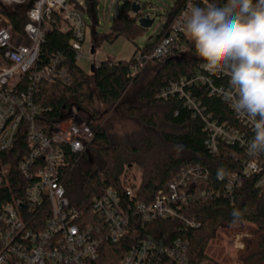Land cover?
Wrapping results in <instances>:
<instances>
[{"label": "trees", "instance_id": "16d2710c", "mask_svg": "<svg viewBox=\"0 0 264 264\" xmlns=\"http://www.w3.org/2000/svg\"><path fill=\"white\" fill-rule=\"evenodd\" d=\"M85 2L87 9L84 13L96 24L100 0ZM185 2L175 0L165 10L163 31L144 48L138 47L129 60L102 61L99 66L94 63L93 69L88 72L79 66L76 53L69 46L72 34L60 30L64 23L60 14H55L53 28L46 31L42 60L47 61L54 54L62 53L64 64L74 80L70 86L59 82L41 83L37 99L46 111L40 121L48 132H52L57 123L68 117L70 108L76 106L80 116L87 120L94 132V138L87 144L82 157L78 158L66 148L69 166L61 173L70 205L80 214L78 223L85 225L96 221L93 199L109 187L121 195L124 205L131 203L124 193L125 187L132 184V176L129 175L131 163L140 169L139 182L137 185L132 184L136 189L137 201L151 203L156 193L159 190L166 191L183 171L189 175L187 190L195 195V199L182 208V219L159 218L142 223L139 216H132L129 231L120 242L101 244L100 258L96 264H118L132 244L147 236L166 244L177 238L187 239L190 264H223L207 255L209 243L219 236L216 235L218 231L231 235L241 230L244 221L254 223L256 227L250 228V238H243L245 248L238 252V257L244 264H264V190L256 186V178L253 176L245 177L243 185L234 188L231 193L224 189L228 173L242 172L245 150L239 145L221 143L218 152L214 153L206 143L209 134L205 129L204 118L235 122L228 103L217 95L209 96V84L198 82L187 89L200 101L201 114L189 107L185 98L177 94L169 99L159 97L170 83L181 78H195L202 61L195 54L191 42L187 40L186 49L181 55L153 59L138 71H133L137 52H150L157 45ZM132 4L133 0L123 2L104 40L114 42L118 37L125 36L135 41L143 33L144 28L138 22L143 12L133 15ZM32 6V0L9 5L0 0V15L10 21L14 32L22 34L27 13ZM18 41L19 38L15 42ZM148 66L152 67L154 75L147 83L138 86L136 101L124 111L128 117L140 122L139 133H135L134 138L126 134H111L104 125L103 113L96 102L115 107L129 86L140 82L142 70ZM220 82L215 79L216 84ZM29 151L25 130L19 131L11 151H0V161L9 168L6 185L0 187V203L24 198L30 180L20 173L18 164ZM92 158L95 165L92 164ZM220 176L222 179H219ZM201 192H206L205 196H201ZM233 209H239L242 213L241 222H233ZM188 220L198 223V227L188 225ZM161 264L173 263L164 258Z\"/></svg>", "mask_w": 264, "mask_h": 264}, {"label": "built area", "instance_id": "2783aa9c", "mask_svg": "<svg viewBox=\"0 0 264 264\" xmlns=\"http://www.w3.org/2000/svg\"><path fill=\"white\" fill-rule=\"evenodd\" d=\"M1 1L9 5L25 0ZM32 1L22 34L12 30L7 18H0V22L5 23L0 26V151L13 149L20 130H25L30 149L18 164L20 173L30 180L24 198L0 203V264H96L101 244L120 242L129 231L132 216H139L142 223L159 218L182 219V208L195 199V195L187 190L189 175L184 171L169 184L166 191L159 190L151 203L135 199L136 189L132 184L137 185V182L133 181L124 189L131 203L124 205L121 195L109 187L93 199L96 221L85 225L78 223L80 214L70 205L61 173L69 166L66 148L78 158L82 157L87 144L94 138V132L76 106L70 108L68 117L57 123L52 132H48L40 121L46 109L37 97L43 81L66 86L73 83V75L64 64V55L57 53L43 61L42 45L46 40V31L53 28L56 22L57 13L64 21L60 30L72 34L69 46L75 51L76 59L86 57L87 21L84 10L87 5L85 0ZM133 3L140 5L138 13L143 12L138 22L144 17L156 19L152 13L143 11L147 7L141 0H133ZM206 3L208 0H186L157 45L150 52H137L133 71H138L150 60L181 55L188 43L181 31V21L194 4L203 6ZM132 13L138 14L133 10ZM16 37L19 38L17 43ZM94 63L100 65V62ZM201 65L195 78H181L170 83L159 97L169 99L177 94L201 114L200 101L187 89L198 82L209 84V96L217 95L226 101L227 78L209 74ZM215 79L221 82L216 84ZM232 112L234 123L204 118L209 134L206 143L212 152H218L221 143L239 145L245 150L242 172L228 173L224 189L231 193L234 188L243 185L245 177L253 176L256 186L264 190V154L248 156L247 142L253 135L252 125L248 119ZM8 171V166L0 161V187L6 185ZM196 176L199 177V174ZM205 193L201 192V196ZM187 224L198 227L193 220H188ZM244 236L245 233L235 235V248L244 246ZM188 247L187 239L177 238L166 244L147 236L132 244L118 264H161L164 258L170 259L173 264H190Z\"/></svg>", "mask_w": 264, "mask_h": 264}, {"label": "clouds", "instance_id": "9594fccd", "mask_svg": "<svg viewBox=\"0 0 264 264\" xmlns=\"http://www.w3.org/2000/svg\"><path fill=\"white\" fill-rule=\"evenodd\" d=\"M181 31L202 68L227 78L228 106L252 125L248 156L264 154V0L194 4L181 21ZM231 215L234 223L242 221L239 209Z\"/></svg>", "mask_w": 264, "mask_h": 264}, {"label": "rangeland", "instance_id": "374dc122", "mask_svg": "<svg viewBox=\"0 0 264 264\" xmlns=\"http://www.w3.org/2000/svg\"><path fill=\"white\" fill-rule=\"evenodd\" d=\"M125 0H100L97 9V23L95 24L88 14H85L87 21V30L85 36V46L88 52L86 57H79L78 64L85 71H90L91 66L95 62L102 61H127L129 60L135 50L144 48L149 42H151L156 36L163 31L164 22L166 20V9L172 6L175 0H141L143 5L147 8H143L146 13H152L153 17H156L153 25L149 28H144L142 34L138 35L135 41H131L125 36L118 37L114 42L104 40L105 34L110 33L113 22V17L116 15ZM0 18L2 16L0 15ZM4 22H0V26L4 25ZM95 49V53H92V49ZM154 75V70L151 66L146 67L142 70V78L138 84L130 85L124 94L123 99L115 107H107L101 104L99 101L96 102L97 107L103 113L102 120L104 125L108 128V131L117 136L130 135L133 136L135 133H139L140 122L135 119L128 117L124 114L127 106L136 101L137 88L141 84L147 83ZM93 157V156H91ZM92 164L94 159L92 158ZM84 165L85 162H83ZM91 164V165H92ZM95 165V164H94ZM93 165V166H94ZM130 176L131 183L133 181L139 182L140 169L137 165L130 164ZM88 166V164H87ZM135 179V180H134ZM256 227L254 223L244 221L241 230L231 234L225 235L218 231V237L212 239L206 250L207 255L211 259H215L223 264H244V262L238 257V252L244 250L245 242L244 239L250 238V228ZM245 233L242 239L244 246L242 248H235V235L234 234Z\"/></svg>", "mask_w": 264, "mask_h": 264}, {"label": "water", "instance_id": "95a60500", "mask_svg": "<svg viewBox=\"0 0 264 264\" xmlns=\"http://www.w3.org/2000/svg\"><path fill=\"white\" fill-rule=\"evenodd\" d=\"M132 10L135 12V13H138L139 10H140V5L139 4H136V3H133L132 4ZM155 21V18H148V17H144V18H140L139 19V24L143 27V28H149L153 25ZM92 53L95 52V49L93 48ZM91 69H93V65L91 66Z\"/></svg>", "mask_w": 264, "mask_h": 264}, {"label": "crops", "instance_id": "0c3cea01", "mask_svg": "<svg viewBox=\"0 0 264 264\" xmlns=\"http://www.w3.org/2000/svg\"><path fill=\"white\" fill-rule=\"evenodd\" d=\"M95 53V52H94Z\"/></svg>", "mask_w": 264, "mask_h": 264}]
</instances>
